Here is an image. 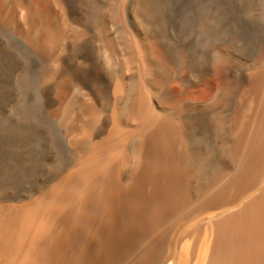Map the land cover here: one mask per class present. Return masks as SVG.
<instances>
[{
    "label": "bare ground",
    "instance_id": "1",
    "mask_svg": "<svg viewBox=\"0 0 264 264\" xmlns=\"http://www.w3.org/2000/svg\"><path fill=\"white\" fill-rule=\"evenodd\" d=\"M0 264H264V0H0Z\"/></svg>",
    "mask_w": 264,
    "mask_h": 264
}]
</instances>
